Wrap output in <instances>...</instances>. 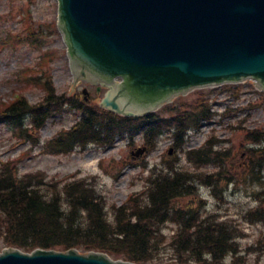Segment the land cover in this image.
<instances>
[{"label": "rangeland", "instance_id": "1", "mask_svg": "<svg viewBox=\"0 0 264 264\" xmlns=\"http://www.w3.org/2000/svg\"><path fill=\"white\" fill-rule=\"evenodd\" d=\"M27 3L30 5L28 0H0V43L6 38L9 44L0 48V169H7L18 177H24L44 196L56 198L64 205L63 208L66 206L64 186L88 183L95 201L102 206L106 220L113 223L115 214H120L118 209L123 208L128 212L135 201H144L152 179L164 176L165 171L181 168L203 178L202 181H196L195 195L182 198L181 205L184 208H197L201 215L211 216L218 222H227L238 233L234 246L237 254L235 257L225 256L220 264H264V224L254 214L257 213L259 201L264 200V195L258 193L264 190V174L261 182L245 180L242 165L246 162L247 154L244 147L239 149L243 135L241 128L252 130L264 126V93L260 94L262 105L254 110L243 102L228 105L229 100L225 103L221 100L226 108L231 107V112L239 111L245 106L246 111L242 113L247 115L241 123L233 125L236 129L235 137H230L231 141L226 146L230 148L234 160H224L223 165L210 163L195 166L186 160L184 153L195 149L206 136L214 135L216 141L228 138L225 127L230 121L227 119H215L205 127L200 125L198 129H201H197V133L188 135L178 153L175 148H172L171 153L165 152V148L169 146L167 144L171 142L168 134L154 140L149 155L140 152L133 156L144 144L141 135L119 138L111 145L101 144L104 141L97 139V142L84 143L69 148V151H59L54 145L55 139L75 126L80 117L79 109L60 104V112L52 114L40 128H33V116L30 115H27L21 127H17L6 113L11 108L15 95L25 99L29 106L39 107L43 100H51L50 97L45 98L47 89L44 85L49 82L58 102L61 96L66 102L73 98L76 100L75 105L81 107L83 97L77 98L76 94L81 93L82 89L88 90L91 103L97 102L104 90L97 97L94 88L81 82L76 83L68 95L73 77L68 68L65 45L55 26L57 2L31 0L29 10L33 22L37 25L46 23L48 27L44 30L37 27L36 32L30 36L24 35L26 19L23 15ZM41 56L45 60L40 61ZM209 91L195 90L179 97L172 104L178 105L182 101L192 104L198 93ZM253 94L255 95L252 84L245 83L242 92L245 104L255 100ZM158 112L161 118L170 116L163 108ZM37 117H40V122L43 114L40 113ZM170 162L173 164H169ZM226 178H233L236 182L229 184ZM261 206H264V201ZM175 224L174 221H166L159 226V234L150 244V259L143 264H180L175 261L179 251L176 252L171 247ZM116 260L128 263L124 259Z\"/></svg>", "mask_w": 264, "mask_h": 264}, {"label": "water", "instance_id": "2", "mask_svg": "<svg viewBox=\"0 0 264 264\" xmlns=\"http://www.w3.org/2000/svg\"><path fill=\"white\" fill-rule=\"evenodd\" d=\"M57 1L73 74L108 86L101 106L114 113L145 114L224 81L250 78L264 88V0ZM0 264L125 263L101 253L9 249Z\"/></svg>", "mask_w": 264, "mask_h": 264}, {"label": "trees", "instance_id": "3", "mask_svg": "<svg viewBox=\"0 0 264 264\" xmlns=\"http://www.w3.org/2000/svg\"><path fill=\"white\" fill-rule=\"evenodd\" d=\"M46 87L50 88L49 84ZM50 97L51 100L39 107L29 106L25 100H21L9 109V117L20 123L25 114L31 113L33 125L39 128L44 120L60 112V104L79 109L81 116L75 128L55 140L54 145L59 151H69V148L97 142V139L104 141L101 144L111 145L115 138L132 136L140 128L139 121L116 117L97 106L89 107L85 103L81 107L76 106L74 101L66 102L62 96L58 102L52 91ZM207 109L206 117L209 114ZM40 113L43 117L39 122L37 115ZM183 123L179 122L175 128L174 140L178 144L188 128ZM143 126L150 134L154 128L153 120H145ZM245 141L255 142L256 148L246 149L243 178L261 182L264 133L254 131L247 134ZM212 148L208 146L196 152H187L186 158L195 166L204 163L223 165L224 160H229L232 155L230 150L219 152ZM202 180L181 168L157 176L144 201H135L128 212L123 208L118 209L124 216L115 214L111 223L106 220L101 204L95 201L90 184L66 185L63 191L66 206L63 208L64 205L56 198L44 196L24 177L0 173V247H14L24 252L36 248L97 251L114 259L143 264L150 259V244L156 240L159 226L166 221H174L177 229L171 239V247L179 251L175 261L181 264H220L226 255L237 254L234 246L238 233L232 226L218 222L211 216L201 215L197 208H184L180 203L182 198L195 195L196 181ZM226 180L233 183V178ZM260 194L264 195V190ZM263 201H259L260 205ZM261 207L254 214L264 224V206Z\"/></svg>", "mask_w": 264, "mask_h": 264}, {"label": "bare ground", "instance_id": "4", "mask_svg": "<svg viewBox=\"0 0 264 264\" xmlns=\"http://www.w3.org/2000/svg\"><path fill=\"white\" fill-rule=\"evenodd\" d=\"M136 134L142 135L144 137H148V135H149L148 131L145 130L144 127H142V126L136 131ZM117 138H131V136H120V137H117Z\"/></svg>", "mask_w": 264, "mask_h": 264}, {"label": "flooded vegetation", "instance_id": "5", "mask_svg": "<svg viewBox=\"0 0 264 264\" xmlns=\"http://www.w3.org/2000/svg\"><path fill=\"white\" fill-rule=\"evenodd\" d=\"M95 92L98 94L100 92V90L97 89V87L95 88Z\"/></svg>", "mask_w": 264, "mask_h": 264}]
</instances>
